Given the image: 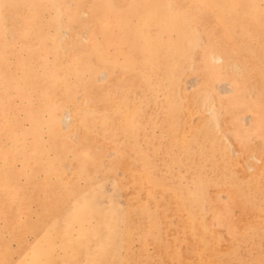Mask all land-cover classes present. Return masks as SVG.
Segmentation results:
<instances>
[{"label":"rangeland","instance_id":"374dc122","mask_svg":"<svg viewBox=\"0 0 264 264\" xmlns=\"http://www.w3.org/2000/svg\"><path fill=\"white\" fill-rule=\"evenodd\" d=\"M72 263L264 264V0H0V264Z\"/></svg>","mask_w":264,"mask_h":264},{"label":"bare ground","instance_id":"6f19581e","mask_svg":"<svg viewBox=\"0 0 264 264\" xmlns=\"http://www.w3.org/2000/svg\"><path fill=\"white\" fill-rule=\"evenodd\" d=\"M171 5H172V2H171ZM147 8H148V6H147ZM99 9V8H98ZM25 10V9H24ZM165 14V13H164ZM122 15V14H121ZM183 15V14H182ZM187 17V16H186ZM256 20V19H255ZM165 21V20H164ZM167 22V21H166ZM257 22V21H256ZM101 23V22H100ZM258 23V22H257ZM54 41V40H53ZM54 42H56V41H54ZM171 43V42H170ZM138 44H140V43H138ZM148 45V44H147ZM151 45V44H150ZM149 45V46H150ZM125 46V45H124ZM183 46V45H182ZM127 47V45L125 46V48ZM125 48H123L124 50H126ZM147 50V49H146ZM153 50V49H152ZM151 50V51H152ZM126 52V51H125ZM150 55H151V53H150ZM158 57V56H157ZM60 58V57H59ZM58 60H60V59H58ZM135 63V62H134ZM134 65V64H133ZM83 75V74H82ZM51 78H53V77H51ZM81 83V82H80ZM79 83V84H80ZM66 89V88H65ZM6 94V93H5ZM4 94V95H5ZM132 95V94H131ZM3 99V98H2ZM3 102V101H2ZM9 102V101H8ZM4 103V102H3ZM103 120V119H102ZM41 122V121H40ZM86 122V121H85ZM131 123V122H130ZM41 143V145H42V141L40 142ZM47 211V210H46ZM48 211H49V209H48ZM51 211V210H50ZM53 211V210H52ZM55 212V211H54ZM58 212H60V211H58ZM24 213V212H23ZM47 213H49V212H47ZM51 213V212H50ZM48 215V214H47ZM51 215H52V213H51ZM61 215V214H60ZM60 215L59 216H55V220L54 221H51L48 225H47V228H49V227H52V229H54L55 227H58L59 226V224L60 223H62V222H70V221H74V220H83L84 219V216L82 217V216H79V217H77V216H72L71 214H69V213H67L66 215H63V217L62 218H59L58 219V217H60ZM53 216V215H52ZM45 221V220H44ZM45 224V223H44ZM52 224V225H51ZM40 225H43V223L42 224H40ZM37 226V225H36ZM39 226V225H38ZM60 227V229L58 230L59 232H60V230H63L62 228H61V226H59ZM36 230H38V229H36ZM61 233L62 232H60V235H61ZM73 264V263H72Z\"/></svg>","mask_w":264,"mask_h":264}]
</instances>
